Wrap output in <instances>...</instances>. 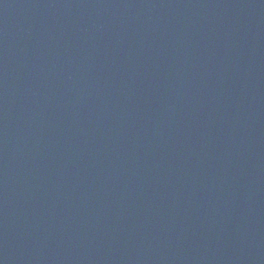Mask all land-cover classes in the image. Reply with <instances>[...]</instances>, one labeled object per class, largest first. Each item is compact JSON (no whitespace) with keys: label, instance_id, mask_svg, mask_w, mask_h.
I'll use <instances>...</instances> for the list:
<instances>
[{"label":"water","instance_id":"water-1","mask_svg":"<svg viewBox=\"0 0 264 264\" xmlns=\"http://www.w3.org/2000/svg\"><path fill=\"white\" fill-rule=\"evenodd\" d=\"M0 264H264V0H0Z\"/></svg>","mask_w":264,"mask_h":264}]
</instances>
